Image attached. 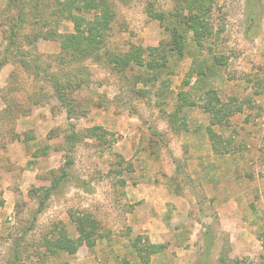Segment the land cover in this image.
Instances as JSON below:
<instances>
[{
  "label": "rangeland",
  "instance_id": "obj_1",
  "mask_svg": "<svg viewBox=\"0 0 264 264\" xmlns=\"http://www.w3.org/2000/svg\"><path fill=\"white\" fill-rule=\"evenodd\" d=\"M57 1L0 0V264H264V0H106L86 56Z\"/></svg>",
  "mask_w": 264,
  "mask_h": 264
},
{
  "label": "trees",
  "instance_id": "obj_2",
  "mask_svg": "<svg viewBox=\"0 0 264 264\" xmlns=\"http://www.w3.org/2000/svg\"><path fill=\"white\" fill-rule=\"evenodd\" d=\"M73 3V4H72ZM30 6V11L33 12L34 16L38 18V21L45 16V13L47 9L51 6H55V0H8V7L10 10H16L17 13L15 15L16 20L21 21L26 15V11L28 10L27 5ZM57 5L62 6L63 4L67 7L68 11V17L71 18V20L74 23L75 26V32L73 33H68L63 36L62 41V49H65L67 46L73 47L75 50L78 51L79 54H84L85 56L88 55L90 52H93L90 48L86 46L87 44L92 45L94 43V36H101L98 28L101 25L103 27L107 25L109 19L108 17L110 16L109 12V4L106 0H72L71 4H68V0H61L57 1ZM56 9V7H54ZM75 9L77 13L73 12L72 10ZM58 12L61 11V9H56ZM87 12V11H92L94 13V18L96 19L95 21L92 22V25L90 24L88 27L85 26L86 22L85 20L79 16V12ZM256 14L251 17V21H255L256 19ZM46 19L43 21L44 26L46 25ZM252 21V22H253ZM182 26L184 25L185 27H191L193 28L197 33L200 31V25H201V20L198 19L195 15H190L187 18L184 19V21L181 22ZM183 26V27H184ZM104 27V28H105ZM88 28V33H86V29ZM179 30L174 27L172 30V37L176 38L177 33ZM47 36L46 34H43ZM86 41V43L84 42ZM172 42L175 43V39H172ZM172 49V48H171ZM170 49V51H171ZM166 54L167 50L165 49H160L159 47H148V56H155V54ZM134 55V56H133ZM140 55V54H139ZM134 57V59L137 61L135 62L136 64L142 65L144 60H142V55L138 56L135 54L131 55H126L125 57ZM96 59H100L99 55L98 56H93ZM132 59V58H131ZM130 58L126 59L124 62L125 68L129 65H132L129 63ZM131 62V61H130ZM146 64L149 65L148 61H146ZM123 65V67H124ZM53 85L56 87L57 86V80H53ZM57 89V87H56ZM61 97V96H60ZM179 113V109L177 108L176 112H173L170 116L172 119H176L177 115ZM176 117V118H174ZM157 133V132H155ZM74 137V136H72ZM65 171L62 172L64 175ZM150 247L153 248V251L158 247L156 244H150Z\"/></svg>",
  "mask_w": 264,
  "mask_h": 264
}]
</instances>
